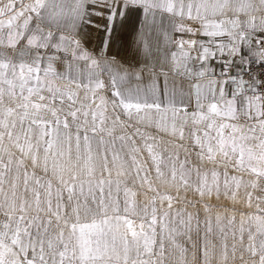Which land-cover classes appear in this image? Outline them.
Returning <instances> with one entry per match:
<instances>
[{
    "label": "snow or ice",
    "instance_id": "6c2138e0",
    "mask_svg": "<svg viewBox=\"0 0 264 264\" xmlns=\"http://www.w3.org/2000/svg\"><path fill=\"white\" fill-rule=\"evenodd\" d=\"M137 3H143L145 13L160 9L182 17L186 15L190 20H199L206 36H228V44L223 41L216 44L222 56L225 51L231 57L240 55V45L251 43L249 30L254 32L259 29L264 33V0H188L187 3L180 0L179 5L173 0H123L122 5L109 9L108 23L122 15L120 7L127 8L129 4ZM86 4L87 0H79L74 10L76 18L84 19ZM54 7L50 0H29L27 3L24 0H0V193L5 197V203L0 208L6 209L3 211V218H0V264H166L164 237L161 235L159 242L157 241L156 202L159 200L163 207L167 201L168 208H171L173 197L157 192L149 201V214V205L146 204L138 211L133 199L136 194L125 188L124 207L121 211L119 200H110L113 184L111 176L113 168L117 167V177L128 174L124 171L125 162L121 160L113 144L111 161L105 153L100 176L97 177L96 155L89 133L96 136L106 131L107 135L112 136L113 129L106 128L107 121L111 119L113 126H124L121 114L129 119L137 117L138 122L147 120L151 124L150 114L155 112L159 117L155 121L156 127L166 133L170 129L172 135L178 134L179 139L183 140V123H187L190 116L193 124L206 125L202 136L198 134L199 129L191 134L193 147L199 149L196 152L199 164H193L192 167L199 179L194 191L200 198H211L214 191L217 199L219 198V165H223L225 169L223 187L226 195L231 192L235 199L236 192L232 186L238 190L243 183L241 177L229 176L228 166L237 173L247 172L254 175L256 180H250L248 186L255 189L258 181L264 180V40L259 42L261 48L254 59L241 55V62L249 65L247 74L250 80L229 76L227 69L235 61H226L221 72L225 79L211 81L212 84H219L220 99L216 100L213 95V102L205 106L200 101L198 90L196 105L199 111L191 114L186 107L177 106L174 95L169 97L166 74L163 88L160 87L155 70L151 69L152 77L147 87L137 85L123 91L120 85L133 78V74L127 71L123 75L113 74L110 81L113 96L111 105L114 113L117 109L120 110L113 118L106 115L109 101L104 96H97V92L105 88L104 81L93 79L91 71L100 68V61L82 46L80 40L70 39L62 33L57 35L51 30L53 24L59 28V13L53 10ZM256 13H260L259 24L256 23ZM34 19L37 22L33 25ZM45 21L49 25L47 31L41 26V22ZM21 41H25L24 47L36 49L30 62L22 58L23 52H20V59H15L4 51L11 49L14 52ZM41 49L44 51L41 52ZM210 54L215 55L214 52L210 53L208 47H204L200 59L205 60ZM45 60L48 63L42 70L41 64ZM58 60L65 65L63 73L55 70L54 62ZM81 61L89 70L86 83L82 82L85 78L83 71L77 70L73 75L74 62ZM105 67L109 72L112 71L107 62ZM143 71L144 69H140L134 78L140 80V73ZM208 72L209 69L202 64L198 74L204 76ZM57 80L63 83L57 84ZM229 81L236 84L237 91L232 93L231 99H225V86ZM82 89L85 91L83 100L79 95ZM45 91L49 95H44ZM89 92L92 93V99L85 103L88 101ZM240 94H243L244 99L241 106L243 115L255 121L247 129L237 123L225 122L239 120L241 108L237 107L236 98ZM97 99L99 103L96 102ZM168 113H171L170 118ZM70 120L76 127L75 155L72 136L66 131L70 129ZM178 120H183L179 126ZM134 136L144 140V149L154 168L155 177L160 180L164 173L161 169L162 156L157 151L158 144L155 137L146 136L139 128L135 129L133 135L117 137L125 144L131 141L129 156L136 177L141 180L142 185L147 184L150 191H156L150 178L152 169L148 167V161L140 158L141 149L136 146ZM100 145H104L103 135L100 136ZM185 152V160L180 164L179 183L175 165L171 171V180L164 181L176 186L177 190L180 187L186 190L190 187L183 170L192 161L188 159L190 154L187 149ZM5 155L7 163L3 159ZM14 159L16 180L11 184L9 197L4 185ZM28 161L31 164V173L28 170ZM206 162L214 166L210 180L207 171L201 174L199 170L200 165ZM37 168L42 170L45 177L50 174L58 182L55 206L52 179H48L46 185L42 183L43 177L37 176ZM188 171L190 173L191 169ZM21 172L23 192L17 196L16 181L19 180ZM30 180L35 184L31 189ZM115 184L118 195L121 181L117 179ZM105 186L109 198L107 200ZM41 188L45 190L43 200ZM29 193L31 201L27 198ZM248 195V206L251 207L252 194ZM257 199L264 202V197ZM140 211L143 212V218L137 222L133 217L140 215ZM204 211H210L207 205L204 206ZM257 212L258 215L250 217L255 221L256 230L248 231L246 246L243 245L245 229L241 226L239 230L242 264H264V207L258 205ZM167 216L168 213L165 212L164 217L160 218L161 232L168 230V239L179 253L178 264H213L216 259V245L210 239L213 233L211 217L205 221L206 230L199 245L198 256V244L191 235L194 218L192 213H188L187 219H179L183 232L176 228L168 229V225L163 222ZM234 220L233 216L228 223L232 224ZM220 221L221 216L217 214L218 225ZM243 222L242 217L241 225ZM196 231L199 233L198 225ZM185 234L192 249L191 261L188 260L189 247L176 240V236ZM220 235L223 241L217 264H229L230 257L233 261L236 259L237 248L234 243L229 252L227 233L223 227L220 228ZM258 237L260 239L257 245ZM157 247L159 251L155 250ZM244 252L249 254V260L244 259Z\"/></svg>",
    "mask_w": 264,
    "mask_h": 264
},
{
    "label": "crops",
    "instance_id": "0c3cea01",
    "mask_svg": "<svg viewBox=\"0 0 264 264\" xmlns=\"http://www.w3.org/2000/svg\"><path fill=\"white\" fill-rule=\"evenodd\" d=\"M24 2L27 3L29 2V0H24ZM78 2L79 0H50V3L55 6L53 10L59 13V28H57L55 24H53L51 25V30L57 33V35L62 33L70 39L80 40L82 46L100 61V66H104L105 68L103 70V73H105L106 76L109 77L104 78V82L106 84L105 88L108 89L109 95L112 99L113 96L110 81L113 74L119 73L120 75H123L125 71L133 74V78L126 80L123 84L120 85H126V87H121V90L123 91L125 88H134L137 85L147 87V85L150 83V78L152 77V73L150 70L154 69L156 78L158 79L161 88H163L164 86L166 74L167 91L168 93L172 92L175 94V101L177 106H181L182 102H185L182 101V98L188 92V88L182 82L188 84L191 93V106L186 108L189 114L197 112L199 111L196 105L197 91L199 90L200 101L204 105L213 102V95H215L216 100H219V84H212L211 81H222L225 79V77L221 76V72L222 70H224L225 62L234 60L235 63L230 68H228L227 71L229 73V76H235L237 77V79L241 78V73L246 64L241 62V55L248 58H254L255 54L259 52L261 48L259 42L261 40H264V33H261L259 29L254 32L249 30L251 43L245 42L240 45V55L231 57L228 55L227 51H225L224 55L222 56L217 50L216 44L221 41H223L225 44H228L230 38L228 36L210 37L204 35L203 30L201 29V21L190 20L186 15L182 17L178 14L174 15L160 9H153L148 13H145L143 3H137L135 5L129 4L127 8L120 7L119 10L122 15L116 16L111 23H108L109 9L115 8L118 5H122L123 0H87V4L85 5L86 15L83 20H80L76 18V13L74 11ZM173 2L179 5L180 0H173ZM184 2L187 3L188 0H184ZM256 16V23L259 24L260 13H256ZM20 22L22 23V19ZM36 22L37 21L34 19L33 25ZM41 26L45 28V31H47L49 28V25L46 21L41 22ZM188 29H192V31H188ZM193 41H195L194 44L192 43ZM24 44L25 41H21V44L18 45L17 49L14 52L11 49H4V51L12 55L15 59H20V52H23L24 56L22 58L30 62L33 54L36 52V49H28L27 47L23 46ZM145 44L147 45V47H145ZM204 47H208L210 49V53L214 52L215 55L213 56L210 54L207 59L201 60L200 57L203 54ZM40 51L43 52L44 50L41 49ZM61 56H63V54H61ZM121 56L128 59V61H121L119 59ZM68 58L70 59V53ZM183 59H185L184 64ZM129 60H131V62H129ZM105 62H107L108 66L111 67V72H109L105 67ZM47 63V60L42 62V70L47 66ZM74 63L75 69L73 75L76 74L77 70L83 71L85 78L82 82L86 83V76L89 70L85 67L84 62L82 61ZM202 64L204 65V67L209 69V72L204 76H200L198 74L201 71ZM113 66H117V68ZM54 67L58 73H63L65 71V65L62 61H55ZM101 67L91 69L93 79H102ZM118 67H121V69L119 70ZM123 69H125V71ZM140 69H144V71L140 73L142 81L136 80L134 78V75L139 72ZM56 83L60 84L63 82L57 80ZM197 86H199V89H197ZM182 89L184 90V94H182ZM236 91V84H233L231 83V81H229V83L225 86V99H231L232 93ZM246 91L247 89H245V92ZM81 92H83V89L81 90ZM43 94L49 95L47 91H45ZM169 97H171V95ZM236 99L237 107L241 108L244 102L243 94L238 95ZM96 102L99 103V101ZM114 114L117 113L115 112ZM112 115L113 114H111V116ZM126 118L128 117L126 116ZM136 119L138 118L133 117L131 119L132 125L133 122L137 124H144L146 127H148L146 130L150 131V127H152L156 131L155 133L158 134L157 151L162 156L161 169L164 173V177L160 180L156 179L154 168H152L148 153L146 149H144V140L142 139L143 144L141 146L143 147L144 151H140L139 156L141 159L148 161V167L152 169L150 178L152 180V187L156 191H150L147 184L142 185L141 180L136 177V173L131 165L129 156V149L132 146L131 141L125 144L117 137L114 138L113 136L118 135L120 128L117 127V125H115L114 127L113 124L110 123V129H113V132L115 131V135L113 134L109 139L110 149H112V145L115 144L116 151L119 152L121 160L125 162L124 171L128 173L126 175L117 177L116 171L112 172L111 176L113 184L112 196L110 200L116 201L118 199L121 211L124 207L125 188L136 194L133 199L136 202L138 211L142 210L146 204L149 205V214L151 211V205L149 204V201L153 196L157 194V192H159L161 195L166 194L172 196L173 206L171 208H168L167 201H165L163 207H161L159 200H157L156 202L158 219V223L156 225L157 238H160V236L162 235L164 237L165 245L170 243V240L168 239L169 233L168 230L161 232V224L159 223L160 218L164 217V213H168V216L165 217L163 221L168 225V229L176 228L178 231H182L184 229L179 224L180 217H183V215H185L186 213H194L193 221H197V212L199 211V209H204L205 205H207L210 209V213L217 211L221 212L222 214L232 213L242 215L244 220L249 224L248 227H245V225H241L244 227V229L246 228L247 234L249 230L255 232V221L253 219H250V217H254L255 215L259 214L257 212L258 205L260 207H264V202L257 199V197H264V180L258 181L257 187L253 189L248 186V182L250 180H256V177L254 175H250L247 172L237 173L234 168L228 166L227 170L229 176L236 175L238 177H241L243 181L238 190L235 189L234 185L232 186L233 191L236 192L235 199H237V202L234 203H237V205L240 206L239 209H232L227 204L230 199H233L232 193L228 192V194L226 195V190L223 187V172L225 169L223 165H219L217 166V170L221 173V187L219 198L217 199L214 191L211 198L205 196L203 199H201L199 194L194 191L195 186L199 183L197 172L195 168L192 167L193 164H199L196 153L194 152V157H188V159L192 161V164L186 165L185 169L183 170L186 178L189 179L190 187H188L187 190L184 187H180L179 190H177L176 186L171 183H165L164 181L171 180V171L173 165H175V169L177 172V183H179L181 174L180 164L185 160V157L182 158L181 144L182 142L187 141V139H190V142L193 141L191 134L193 131H197L198 126L193 124L189 116L187 123L183 127L184 139L180 140L178 134L171 135V132L166 133L159 130L156 127V123L154 122L153 118L151 124H149L147 120H145L144 122H137ZM225 122L237 123L245 129H247L249 124L255 123V121L249 120L246 116L243 115L242 108L239 114V120ZM177 123L179 126L180 123ZM188 126L190 129H187ZM140 128L142 130L143 126H141ZM205 128L206 126L204 127V129ZM132 129L134 130L133 126ZM187 130L190 131V138L188 137V134H186ZM122 132L123 131H121L120 133ZM142 132L144 133V130H142ZM258 134L259 133L257 131V135ZM128 135H133V133H128ZM202 135L203 132L201 136ZM135 143L136 146L139 147V143L136 140ZM166 146H168L169 148ZM170 147L172 149H170ZM190 148L193 152V147ZM213 167L214 166L211 163L206 162L205 164L200 165L199 170L201 174L207 171L209 173L210 180V173ZM189 169H191L190 173L188 171ZM96 175L97 177L100 176V174L97 173ZM141 175H143V173H141ZM105 177L107 178V176ZM117 179L121 181L118 195L115 184V181ZM47 180L48 178L45 179L46 182ZM249 193L252 194L251 207L248 206ZM97 194L99 195V193ZM105 195L107 196V186H105ZM215 201L220 202L219 205L221 206L216 205L214 203ZM193 205H195V207H193ZM177 213H180V216H177ZM133 218L137 220V222H140L143 218V212L140 211V215ZM195 224L196 223H192L193 233H195L197 229ZM222 224L223 229L228 228L229 223ZM240 228V225H238V231L240 230ZM182 237L183 235L176 236L177 242H179ZM259 239L260 238L258 237L257 245L259 243Z\"/></svg>",
    "mask_w": 264,
    "mask_h": 264
},
{
    "label": "rangeland",
    "instance_id": "374dc122",
    "mask_svg": "<svg viewBox=\"0 0 264 264\" xmlns=\"http://www.w3.org/2000/svg\"><path fill=\"white\" fill-rule=\"evenodd\" d=\"M186 50H187V48H186ZM119 59L121 61H123V62H127L128 61V59H126L123 56H121ZM129 62H131V60H129ZM184 62H185V59H183V64H184ZM113 67L117 68V66H113ZM140 67H141V65H140ZM104 69H105L104 66L101 67V71H102L101 72V77H102L103 81H104V78L108 77V76H106L105 73H103ZM118 69L120 70L121 67H118ZM123 70L125 71V69H123ZM140 80L142 81V78ZM182 83L184 85H186V87L188 88V92L182 98V101H185V102H182L181 105L184 106V107H189V106H191V102H190L191 101V99H190L191 98V93H190V90H189V87H188L189 85L184 83V82H182ZM104 84H105V82H104ZM105 86H106V84H105ZM121 87H126V85H122ZM182 91H184V90L182 89ZM87 95H88V101L87 102H89L92 99V93L89 92ZM84 96H85V91L84 90H83V92L80 91V98L82 100L84 99ZM97 96H104L109 101V103L107 105V113H106V115L111 116V114H113L111 117L114 118V116L116 114H114L113 109H112V105H111L112 98L109 95L108 89L103 88V89L99 90L97 92ZM97 101H98V99H97ZM87 102H85V103H87ZM191 110H193V109H191ZM119 111L120 110L117 109L116 113H119ZM205 111H206V108H205ZM150 115L154 119V122L159 118L155 112L151 113ZM121 120L124 122V126L117 125V127H119L120 130H119V133H118L117 136L114 134L115 131L113 132V134L115 135V136H113L114 138L119 137L120 135L127 136L128 133L132 134V133L135 132L136 128H139L141 132H142V130H144V133H145L146 136H149V134H150V136L156 137L155 139H156V143H157L158 134L155 133L156 131L154 130V128L150 127L151 130L148 131V130H146L148 127H146L144 124H137V123L133 122V125H132L131 119L126 118V116H124L123 114H121ZM136 121L138 122V119H136ZM110 123H112L111 119H109L107 121L106 128H111ZM185 124L183 125V127L185 126ZM138 125H140V126H138ZM132 126L134 127V130L132 129ZM141 126H143L142 130L140 128ZM187 129H190L189 126L187 127ZM197 129H199V132H198L199 135H201L203 130H205L204 127H199V126L197 127ZM152 130H154V131H152ZM62 131H65V130L62 129ZM66 131L72 136V149H73V155H75L76 127H75V124L71 123V120H70V129H68ZM121 131H123V132L120 133ZM169 132H171V131L169 130ZM186 134H188V137L190 138V136H191L190 135V131L187 130ZM89 135H90V139H91V142H92L94 155H96V163H97V172L96 173L100 174V171H101V168H102V165H103V156L105 155V153L107 154L109 161H111V158H112L111 149H110V143H109L110 142L109 139H110L111 136L107 135L106 131L104 133H98L96 136H92L91 133H89ZM101 135H103V138H104V145H102V146L100 145V136ZM82 136H83V131H81V137ZM134 139L139 143V147H140L141 151H144L143 147L141 146L143 144V141H142L141 137L135 136ZM189 140L190 139H187V141H184L181 144L183 146L182 149H181L182 158L186 157L185 149H187L188 154H190V155H188L189 158L190 157H194L195 153L199 151L198 148H194L193 147V141H191L192 142V144H191V142ZM5 142H7V141H5ZM151 142L152 141H150V143ZM81 143L83 144L82 140H81ZM166 147H168V146H166ZM190 147H193V150H194L193 152H192ZM170 149H172V148L170 147ZM169 157H170V155H169ZM3 159H4V162L7 163V156L6 155L3 157ZM27 163H28L29 173H31L32 172V168H31L30 161H28ZM109 167H112L111 164H109ZM117 169H118V167L116 169L113 168L112 172H116ZM124 169H125V167H124ZM35 171H36L37 176L43 177L41 182L44 183L45 185H46V181H45L46 178L52 179V183H53V206H55V192H56V189L58 187L57 180L55 178H52L50 174H49V176L45 177L43 172H42V170L40 168H37ZM104 175L107 176V173H105ZM65 178H68V177L65 176ZM5 179H6V183L4 185V189L7 192L8 196L11 197V184H12V182L14 180H16L15 159L13 160V164L11 166V171L8 173V175L6 176ZM16 183L18 184L17 196H19L20 193L23 192V172H21L20 178H19L18 181H16ZM32 187H35V184H34L33 181L30 180L29 188L31 189ZM44 191L45 190L43 188L40 189L41 199L42 200L45 198L44 197ZM27 198L31 201V199H32L31 193H29L27 195ZM105 198H106V200L109 199V198H107L106 195H105ZM234 202H237V199H230L229 202H227V204L232 209H239L240 206H238L237 203H234ZM4 203H5L4 194L0 193V205H2ZM89 203L91 204V196H89ZM214 203L216 205H218V206H221V205H219L220 202H216L215 201ZM4 210H6V209L0 208V218H3L2 214H3ZM197 213H198L196 215L197 221H193L192 220V223H196L195 224L196 227H197V225L199 226V233H197V231H195V233H193V231H192V238H193V240L197 241V244H198L197 255L199 256V245H200V243H202V237H203L204 232L206 230L205 221L209 217H211L213 233H212L210 239H211L212 243L216 245V249H215L216 259L213 260V264H217V260L219 258L220 247H221V244H222V241H223V237L220 235V228L223 226L222 223L228 224V220L234 216L235 217L234 222L232 224H229L228 228H224V231L227 233V241L226 242H227L228 247H229V252H231V248H232V245L234 243H235L236 248H237L236 259L233 261L231 259V257H230L229 264H242V261L240 260V255H241V251H242V245L240 243V232L238 231L237 227H238V225H240V227H241V219H242L243 216L242 215H238V214H232V213H230V214H225V213L222 214L221 212H217V211H215L213 213H210V212L206 213L204 211V209H199V211ZM217 214H219L221 216V221H220L219 225L216 222ZM187 215H188V213L183 215V217L187 218ZM192 215L194 217V213H192ZM243 221H244L243 225H245V227H248L249 224L247 223V221L244 220V218H243ZM183 231L184 230H182L181 232H183ZM245 231H244V234H243L244 235V240H243V245L244 246H246L247 243H248V234H247L246 228H245ZM233 233H235V239H233ZM157 241L159 242V238H157ZM178 243H180V244H182V245H184L186 247H189L188 260L191 261L192 249L190 248V242L187 240V234L183 235V237L181 238V240ZM155 250L159 251L158 247ZM165 255L167 257L166 264H178L179 253H178V250L175 249L172 246L171 242L169 244L165 245ZM243 255H244V259L245 260H249L250 259L248 253L244 252Z\"/></svg>",
    "mask_w": 264,
    "mask_h": 264
},
{
    "label": "built area",
    "instance_id": "2783aa9c",
    "mask_svg": "<svg viewBox=\"0 0 264 264\" xmlns=\"http://www.w3.org/2000/svg\"><path fill=\"white\" fill-rule=\"evenodd\" d=\"M254 58H255V57H254ZM254 58H253V59H254ZM248 68H249V65H248V63H246L245 66H244V69H243V71H242V73H241V77H242L243 80H245V81H249V80H250V77H249V75L247 74ZM245 89H246V87H245Z\"/></svg>",
    "mask_w": 264,
    "mask_h": 264
},
{
    "label": "bare ground",
    "instance_id": "6f19581e",
    "mask_svg": "<svg viewBox=\"0 0 264 264\" xmlns=\"http://www.w3.org/2000/svg\"><path fill=\"white\" fill-rule=\"evenodd\" d=\"M169 94V96L171 95V96H173L174 95V97H175V94L174 93H168ZM182 94H184V91H182ZM169 115H170V117H171V113H168ZM158 116V115H157ZM169 117V118H170ZM178 122L181 124V123H183V120H178ZM185 123H183V125H184ZM197 126H199V127H205L206 125L205 124H201V125H197ZM192 127H193V125H192Z\"/></svg>",
    "mask_w": 264,
    "mask_h": 264
}]
</instances>
